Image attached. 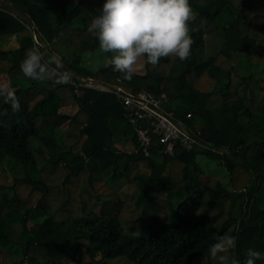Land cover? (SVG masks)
Wrapping results in <instances>:
<instances>
[{
  "label": "trees",
  "instance_id": "16d2710c",
  "mask_svg": "<svg viewBox=\"0 0 264 264\" xmlns=\"http://www.w3.org/2000/svg\"><path fill=\"white\" fill-rule=\"evenodd\" d=\"M102 4L0 0V75L21 104L13 113L0 98V111L8 109L0 116V264H218L208 246L228 234L238 237L230 255L240 264L250 248L264 254V0H190L191 56L144 63L131 80L109 66L110 53L95 71L82 64L99 48L87 27ZM207 29L222 37L208 57ZM13 36L18 47L3 49ZM48 46L76 77L165 93L176 117L191 113L203 140L228 154L194 147L167 155L154 146L144 156L113 93L86 88L76 97L69 84L23 75L26 50L38 47L47 59ZM72 103L77 112L61 111ZM200 153L225 166L230 189L213 178L201 183ZM141 163L148 174L135 173ZM132 182L137 197L121 198ZM180 193L174 221L170 199Z\"/></svg>",
  "mask_w": 264,
  "mask_h": 264
},
{
  "label": "clouds",
  "instance_id": "9594fccd",
  "mask_svg": "<svg viewBox=\"0 0 264 264\" xmlns=\"http://www.w3.org/2000/svg\"><path fill=\"white\" fill-rule=\"evenodd\" d=\"M190 0H103L97 14L92 15L87 31L98 41L99 49L110 53L109 66L131 80L138 63L157 66L162 58L191 56L193 39L190 23L194 20ZM20 71L30 80L68 84L70 72L55 55L45 59L38 47L26 50L19 64ZM0 98L13 113L21 110L20 100L10 84H0ZM8 109L0 111L5 116ZM235 235H220L208 246L209 256L218 264H240L230 255L237 246ZM264 254L248 249L243 264H256Z\"/></svg>",
  "mask_w": 264,
  "mask_h": 264
},
{
  "label": "built area",
  "instance_id": "2783aa9c",
  "mask_svg": "<svg viewBox=\"0 0 264 264\" xmlns=\"http://www.w3.org/2000/svg\"><path fill=\"white\" fill-rule=\"evenodd\" d=\"M38 42V41H37ZM68 83L76 97H81L86 88L113 93L124 110V117L132 125L138 149L148 156L154 146L158 151L173 155L179 150L200 147L217 154H228L208 145L202 137L201 129L189 123L191 113L178 118L174 103L165 93L153 94L145 89L131 92L119 83L111 85L99 82L93 77H76L71 74ZM132 150H127L131 152Z\"/></svg>",
  "mask_w": 264,
  "mask_h": 264
},
{
  "label": "rangeland",
  "instance_id": "374dc122",
  "mask_svg": "<svg viewBox=\"0 0 264 264\" xmlns=\"http://www.w3.org/2000/svg\"><path fill=\"white\" fill-rule=\"evenodd\" d=\"M206 32L207 33L205 35V56L208 57V56L215 55L220 50L221 45H222V37L218 33H216L217 31L215 32V30L207 29ZM39 43L41 44V46H44L45 48V45L43 42H39ZM18 45L19 44H18L16 37L13 36L9 38L8 40H6L4 43H2L1 47L3 49L9 50V49L17 48ZM47 48L52 52L53 55L57 56L60 59V53L55 52L54 47L48 46ZM107 63H108V57L106 56L104 52H102L97 47L92 49L89 52H86L83 55L82 64L90 70L95 71ZM260 69H261V66L258 68V71H260ZM144 70H145L144 63L141 60L140 63H138L137 65L136 73L142 74L144 73ZM2 83L10 84V78L6 76L5 74L0 75V84ZM77 110H78V106L76 103H72L71 105L61 109L62 112H65L68 114H74L75 112H77ZM67 123L68 122H65L61 126V128L62 129L65 128ZM78 145L79 144H76L74 148H76ZM122 149H124L125 151H127V149H131L130 143L127 145H123ZM196 161L204 172V174L200 178V181L202 184L207 182V180L213 178V179L219 180L227 188L229 189L231 188L230 183H229L230 174L228 173L227 169L222 163L217 162L215 159L208 158L207 156L201 153L196 156ZM148 172H149L148 167L144 163H141L138 170L135 171V173H145V174H148ZM8 176L10 178V175ZM137 195H138V189L136 187L135 182L127 184L126 186L123 187V189L120 192V196L123 199H135ZM183 197H184L183 193H180L170 199V207L172 210L174 221L178 220V217L176 214V207L178 203L183 199ZM226 208L227 206L225 203V209ZM36 218H37L36 215L34 218H31L29 221V224L32 225L37 220ZM146 226H147L146 223L142 224V228L145 233L147 232ZM32 250H37V249H32ZM12 257L14 260L18 261V263L20 262V254L19 252H17L16 249L12 250ZM20 264H25V262L20 263Z\"/></svg>",
  "mask_w": 264,
  "mask_h": 264
},
{
  "label": "crops",
  "instance_id": "0c3cea01",
  "mask_svg": "<svg viewBox=\"0 0 264 264\" xmlns=\"http://www.w3.org/2000/svg\"><path fill=\"white\" fill-rule=\"evenodd\" d=\"M127 122H128V120H126ZM129 123V122H128ZM68 124V123H67ZM130 124V123H129ZM130 126L132 127V125L130 124ZM132 129H133V127H132ZM124 144L121 142V143H119V144H117V146L120 148V147H122ZM127 145V144H126ZM79 146V145H78ZM77 146V147H78ZM127 150H132V149H127Z\"/></svg>",
  "mask_w": 264,
  "mask_h": 264
},
{
  "label": "water",
  "instance_id": "95a60500",
  "mask_svg": "<svg viewBox=\"0 0 264 264\" xmlns=\"http://www.w3.org/2000/svg\"><path fill=\"white\" fill-rule=\"evenodd\" d=\"M48 88H50V86L48 85Z\"/></svg>",
  "mask_w": 264,
  "mask_h": 264
},
{
  "label": "bare ground",
  "instance_id": "6f19581e",
  "mask_svg": "<svg viewBox=\"0 0 264 264\" xmlns=\"http://www.w3.org/2000/svg\"><path fill=\"white\" fill-rule=\"evenodd\" d=\"M78 77V76H77Z\"/></svg>",
  "mask_w": 264,
  "mask_h": 264
}]
</instances>
